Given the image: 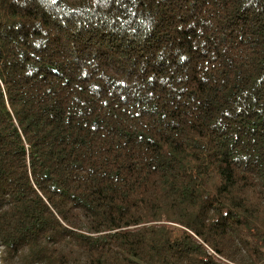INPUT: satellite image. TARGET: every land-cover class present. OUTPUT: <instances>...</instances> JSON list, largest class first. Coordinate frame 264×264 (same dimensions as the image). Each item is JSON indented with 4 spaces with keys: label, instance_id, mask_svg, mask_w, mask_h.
<instances>
[{
    "label": "trees",
    "instance_id": "trees-1",
    "mask_svg": "<svg viewBox=\"0 0 264 264\" xmlns=\"http://www.w3.org/2000/svg\"><path fill=\"white\" fill-rule=\"evenodd\" d=\"M2 264H264V0H0Z\"/></svg>",
    "mask_w": 264,
    "mask_h": 264
},
{
    "label": "rangeland",
    "instance_id": "rangeland-1",
    "mask_svg": "<svg viewBox=\"0 0 264 264\" xmlns=\"http://www.w3.org/2000/svg\"><path fill=\"white\" fill-rule=\"evenodd\" d=\"M0 249H1V246H0ZM0 264H2V262L0 261Z\"/></svg>",
    "mask_w": 264,
    "mask_h": 264
}]
</instances>
